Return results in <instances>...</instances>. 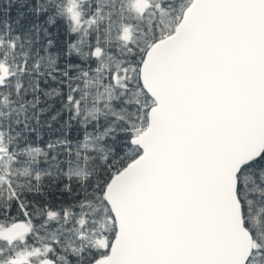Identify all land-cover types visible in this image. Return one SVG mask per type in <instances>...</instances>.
I'll list each match as a JSON object with an SVG mask.
<instances>
[{"label": "snow or ice", "instance_id": "1", "mask_svg": "<svg viewBox=\"0 0 264 264\" xmlns=\"http://www.w3.org/2000/svg\"><path fill=\"white\" fill-rule=\"evenodd\" d=\"M0 264H264V0H0Z\"/></svg>", "mask_w": 264, "mask_h": 264}]
</instances>
